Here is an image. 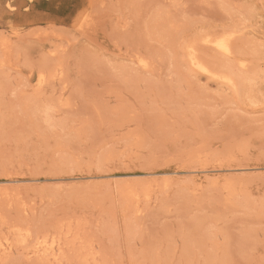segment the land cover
Wrapping results in <instances>:
<instances>
[{"label":"rangeland","instance_id":"374dc122","mask_svg":"<svg viewBox=\"0 0 264 264\" xmlns=\"http://www.w3.org/2000/svg\"><path fill=\"white\" fill-rule=\"evenodd\" d=\"M10 178L0 264H264V0H0Z\"/></svg>","mask_w":264,"mask_h":264},{"label":"bare ground","instance_id":"6f19581e","mask_svg":"<svg viewBox=\"0 0 264 264\" xmlns=\"http://www.w3.org/2000/svg\"><path fill=\"white\" fill-rule=\"evenodd\" d=\"M12 7V6H11ZM89 14H81V15H77L75 18V23L74 26L78 29H83L86 24H88L90 17ZM82 31V30H81ZM207 35V34H206ZM230 36H231V32L230 33H221L220 35H216L213 37H208V36H204L202 37V41L210 44L213 48H215L219 53H221L223 56H229L232 54V46L230 44ZM233 37V36H232ZM142 56V55H141ZM146 56V55H145ZM186 57H187V61H188V65L189 67L193 68L192 70H195L199 75L211 79V80H217V81H222L224 84H227L229 86H234V80L233 77L231 76L230 71H222V70H215L210 68L204 61H201L197 58V56L195 55V47L193 44H188L186 46ZM137 61H139V63L141 64V66H146L147 62L146 60H144L143 58H136ZM244 62L245 60L240 59L238 60V64L240 66H244ZM138 63V62H137ZM41 73V72H40ZM61 74V73H60ZM46 75V74H45ZM58 75V74H57ZM47 77V76H46ZM49 78V77H48ZM241 79V78H240ZM61 80V79H60ZM43 82H45V77L40 74L39 78H38V83L42 84ZM197 170V169H196ZM201 170V169H200ZM161 174L163 177H161L162 179H164L165 181H167L170 177V173L169 172H161V173H156ZM155 175V174H154ZM160 175V176H161ZM169 176V177H168ZM160 178V179H161ZM171 178V177H170ZM199 178V177H198ZM126 179V178H125ZM156 179V178H155ZM23 179H5L3 181H0V189L4 188L8 189L11 188L10 186H12V188H16L18 186V184L22 181ZM127 180V179H126ZM163 180V181H164ZM124 182V181H121ZM230 184V183H228ZM227 185V183H226ZM130 187V186H129ZM13 188V189H14ZM8 191V190H7ZM133 193V192H132ZM131 195V194H130ZM131 197V196H130ZM138 197V196H137ZM137 208V207H136ZM29 231V230H28ZM27 232V231H26ZM61 233V232H60ZM62 237V236H61ZM54 238V237H53ZM8 239H6L7 241ZM24 240V239H23ZM21 240V241H23ZM48 240V239H47ZM61 240V239H60ZM55 241H57V243L59 244L58 240L55 239ZM53 240H51L50 242L46 241L45 239L42 241H38L36 243V246L33 245L32 249L34 250L35 248V252L34 253H39V252H44L46 253V255H51L56 257V253L59 251V245ZM5 242V241H4ZM8 243V242H7ZM5 243V245L7 244ZM1 244V242H0ZM3 244V243H2ZM32 244V243H31ZM70 244V243H69ZM64 245V244H63ZM7 246V245H6ZM35 246V247H34ZM8 247V246H7ZM94 246L90 245V248L92 251L94 250ZM2 252L5 251L7 252L6 248H3L2 245ZM9 250H11V248H9ZM31 251V250H30ZM3 252V253H5ZM33 252V251H32ZM64 252V251H62ZM90 252V250H89ZM92 254V253H91ZM96 254V253H95ZM5 255V254H3ZM7 255V254H6ZM38 255V254H37ZM61 255V253H60ZM93 255V254H92ZM59 256V254H58ZM63 257V256H61ZM58 258V257H57ZM64 258V257H63ZM62 258V260H63ZM56 262V261H55ZM65 264V263H64Z\"/></svg>","mask_w":264,"mask_h":264}]
</instances>
